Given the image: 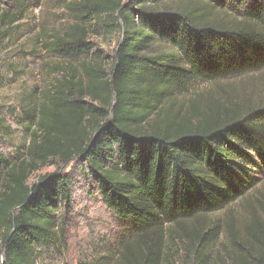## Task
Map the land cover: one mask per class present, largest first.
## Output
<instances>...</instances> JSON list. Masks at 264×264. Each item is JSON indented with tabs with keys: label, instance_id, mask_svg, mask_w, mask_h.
Returning a JSON list of instances; mask_svg holds the SVG:
<instances>
[{
	"label": "trees",
	"instance_id": "obj_1",
	"mask_svg": "<svg viewBox=\"0 0 264 264\" xmlns=\"http://www.w3.org/2000/svg\"><path fill=\"white\" fill-rule=\"evenodd\" d=\"M40 1L0 0V45ZM183 1L67 0L72 22L43 43L58 59L53 81L28 96V142L10 155L0 149V264H34L39 248L62 242L60 210L69 208L75 176L29 183L48 165L76 166L130 227L112 264L166 263L167 238L240 197L246 165L264 172V104L190 91L264 64V0L236 14ZM96 25L117 35L110 62L88 53ZM8 128L0 133L15 131ZM194 232L210 241L209 232ZM237 264H264V248Z\"/></svg>",
	"mask_w": 264,
	"mask_h": 264
},
{
	"label": "rangeland",
	"instance_id": "obj_2",
	"mask_svg": "<svg viewBox=\"0 0 264 264\" xmlns=\"http://www.w3.org/2000/svg\"><path fill=\"white\" fill-rule=\"evenodd\" d=\"M183 2H211L236 14L239 9L247 7L249 0ZM71 22L67 0H41L0 45V109L3 117L0 132H8V127H15L9 136L0 133L4 139L3 142L0 140V149L7 155L11 154L8 150L15 147L20 152L28 142L25 127L29 118L30 92L34 89L44 90L53 81L48 70L58 59L43 47V43L50 35L63 32ZM88 31L87 41L91 47L88 53L110 62L117 35L103 32L100 25L90 26ZM190 91L198 92L204 100L209 101L244 103L248 100L264 104V64L247 68L235 77L194 82ZM244 169V178H250L246 180L245 192L224 208L207 214L198 224L190 222L186 231L174 236L175 240L169 241L167 238L162 249V253L168 250L164 264H237L260 255L264 248V172L259 164H248ZM69 171H73L76 183L69 190V208L62 205L60 210L64 223L62 242L59 246L39 248L34 264H78L104 257L112 264L117 258L120 241L130 236V227L111 216L91 188V182L78 173L76 166L72 163L48 165L31 175L29 183L37 181L40 176ZM195 228H198L199 234L209 232L210 241L200 242Z\"/></svg>",
	"mask_w": 264,
	"mask_h": 264
}]
</instances>
